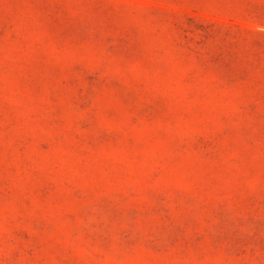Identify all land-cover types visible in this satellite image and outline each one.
Here are the masks:
<instances>
[{"label": "rangeland", "instance_id": "374dc122", "mask_svg": "<svg viewBox=\"0 0 264 264\" xmlns=\"http://www.w3.org/2000/svg\"><path fill=\"white\" fill-rule=\"evenodd\" d=\"M0 264H264V0H0Z\"/></svg>", "mask_w": 264, "mask_h": 264}]
</instances>
